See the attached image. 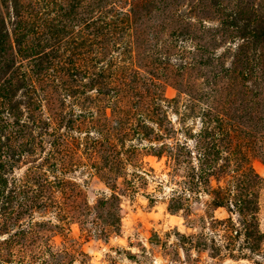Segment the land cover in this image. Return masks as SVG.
Here are the masks:
<instances>
[{
    "label": "rangeland",
    "instance_id": "374dc122",
    "mask_svg": "<svg viewBox=\"0 0 264 264\" xmlns=\"http://www.w3.org/2000/svg\"><path fill=\"white\" fill-rule=\"evenodd\" d=\"M262 28L264 0H0V264H264Z\"/></svg>",
    "mask_w": 264,
    "mask_h": 264
},
{
    "label": "trees",
    "instance_id": "16d2710c",
    "mask_svg": "<svg viewBox=\"0 0 264 264\" xmlns=\"http://www.w3.org/2000/svg\"><path fill=\"white\" fill-rule=\"evenodd\" d=\"M257 34H258L257 38H259V40H261V41H264V28L260 29L259 33H257ZM3 168H4L3 166L0 167V172L6 173V170ZM4 173L0 174V188H6L7 184H8L7 178L4 177ZM6 176H8V175H6Z\"/></svg>",
    "mask_w": 264,
    "mask_h": 264
}]
</instances>
